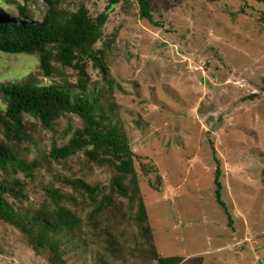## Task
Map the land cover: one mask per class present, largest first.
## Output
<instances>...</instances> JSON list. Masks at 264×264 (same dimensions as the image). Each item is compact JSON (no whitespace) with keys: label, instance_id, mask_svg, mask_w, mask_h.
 Here are the masks:
<instances>
[{"label":"rangeland","instance_id":"374dc122","mask_svg":"<svg viewBox=\"0 0 264 264\" xmlns=\"http://www.w3.org/2000/svg\"><path fill=\"white\" fill-rule=\"evenodd\" d=\"M17 1L26 3L34 20L43 18L47 6L41 0ZM81 2L96 17L108 0H64L63 6L74 9ZM150 3L161 25L141 17L138 0L121 2L109 15L104 36L116 35L108 53L112 89L91 63L88 73L97 90L104 89L102 104L113 106L114 121L137 155L135 167L158 253L200 256L203 264H264V2ZM4 8L18 12L13 3H0V11ZM38 69V55L0 52L2 83L25 79ZM49 79L74 83L77 74L67 68L64 77ZM6 108L0 96V109ZM24 121L35 124L32 139L24 142L30 161L48 154L54 141L68 143L83 126L78 115L69 113L60 116L54 129L28 114ZM215 157L221 160L222 199L233 224L216 199ZM87 162L79 152L45 164L29 185L26 205L38 206L46 186L60 187L58 177L109 186L111 171ZM88 212V206L80 205L83 218ZM127 222L125 246L132 248L137 229ZM89 248L97 251L98 246L89 242ZM129 259L138 261L137 254ZM66 260L98 264L81 251L70 252ZM0 264L52 263L48 250L36 252L19 229L0 222Z\"/></svg>","mask_w":264,"mask_h":264},{"label":"trees","instance_id":"16d2710c","mask_svg":"<svg viewBox=\"0 0 264 264\" xmlns=\"http://www.w3.org/2000/svg\"><path fill=\"white\" fill-rule=\"evenodd\" d=\"M41 1L46 10L41 11V20H34L35 14L26 3L0 0L2 4L13 3L18 10L0 11V52L39 56L35 75L9 83L0 79V96L7 105L5 110L0 109V222L19 229L36 252L48 250L52 264H67L66 255L72 251L90 253L98 264H203L200 256L185 259L158 253L135 167L137 155L124 128L114 121L113 106L109 104L107 110L102 104L104 89L97 90L88 73L91 63L112 89L108 53L116 35L106 39L104 27L110 13L126 0H108L105 10L96 17L85 2L72 9L63 6L64 0ZM138 1L141 17L161 25L154 19L150 0ZM99 42L103 46L97 47ZM67 68L76 71L74 83L67 79L44 83L37 78L64 77ZM67 113L78 115L83 126L75 130L68 143L59 146L54 141L48 154L30 161L24 142L32 139L30 132L35 124L26 123L25 114L39 119L43 127L54 129L60 116ZM79 152L84 153L89 167L111 171L109 186L77 177H58L60 187L46 186L45 197L38 206L26 205L29 185L39 169ZM215 160L216 199L233 224L222 199L221 160ZM66 187L72 190L67 191ZM117 197L123 200L118 201ZM80 205L89 207L84 218L79 213ZM127 221H132L137 229L132 248L125 246L128 240L123 228L129 224ZM89 242L98 246L97 251L90 250ZM134 254L138 261H130Z\"/></svg>","mask_w":264,"mask_h":264},{"label":"built area","instance_id":"2783aa9c","mask_svg":"<svg viewBox=\"0 0 264 264\" xmlns=\"http://www.w3.org/2000/svg\"><path fill=\"white\" fill-rule=\"evenodd\" d=\"M45 83H50V79L49 78H44Z\"/></svg>","mask_w":264,"mask_h":264}]
</instances>
